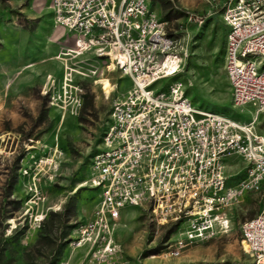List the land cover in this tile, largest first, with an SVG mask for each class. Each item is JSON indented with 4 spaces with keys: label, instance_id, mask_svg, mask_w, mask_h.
Here are the masks:
<instances>
[{
    "label": "rangeland",
    "instance_id": "1",
    "mask_svg": "<svg viewBox=\"0 0 264 264\" xmlns=\"http://www.w3.org/2000/svg\"><path fill=\"white\" fill-rule=\"evenodd\" d=\"M226 1L149 0V5L177 39L178 51L187 53L183 77L193 101L250 120L257 107L234 105L226 71L230 29L223 14ZM54 18L49 0H0V53L7 49L6 38L23 48L8 65H0V264H99L93 252L97 245L81 242L80 232L102 198L88 176L123 73L91 50L68 51L77 48L76 41L62 48L51 38L49 55L37 58L49 62L46 84L39 83L43 74L35 77L29 72L32 67L19 62L32 57L34 35L44 27L55 31L59 26ZM69 66L79 70L70 71L72 82L81 88L80 104L73 98L74 86L64 83ZM66 87L73 90L69 101L53 102V95L64 99ZM257 128L264 133L263 112ZM245 164L238 158L229 161L228 185L246 178ZM260 185L246 189L231 206L227 229L196 245H176L177 238L185 237V224L160 223L149 209L134 205H128L112 227L113 238L129 264H254L242 225L264 208V183ZM176 249L180 254H173Z\"/></svg>",
    "mask_w": 264,
    "mask_h": 264
},
{
    "label": "built area",
    "instance_id": "2",
    "mask_svg": "<svg viewBox=\"0 0 264 264\" xmlns=\"http://www.w3.org/2000/svg\"><path fill=\"white\" fill-rule=\"evenodd\" d=\"M225 6L226 71L234 105L257 107L250 120L193 101L183 77L187 53L178 51L149 0L51 1L57 25L76 34L77 48L67 50H91L123 73L88 176L102 198L80 232L81 242L97 245L99 264H129L112 234L128 205L149 209L160 223L185 224L176 245H196L227 229L231 206L246 189L264 183V133L257 128L264 113V0H227ZM70 70L79 71L67 69L64 83L74 86L80 104L81 88ZM165 78L170 80L156 88ZM72 94L66 87L64 99L53 95V102ZM236 158L245 161L247 176L232 186L227 165ZM242 227L254 264H264V208Z\"/></svg>",
    "mask_w": 264,
    "mask_h": 264
},
{
    "label": "crops",
    "instance_id": "3",
    "mask_svg": "<svg viewBox=\"0 0 264 264\" xmlns=\"http://www.w3.org/2000/svg\"><path fill=\"white\" fill-rule=\"evenodd\" d=\"M52 0H49V5H51ZM47 23H49V18L48 20H46ZM53 38L54 40L56 39L57 41H59L60 45H62L61 47L63 48L65 45H68V43H71V41H75L76 39V34L63 26H58L55 31L50 30L47 27L43 28L42 33H38L37 35H34L33 38V45L34 47L31 48L30 52H32V57L31 58H25L22 61L23 62H19V63H24V65H27L28 67H32L31 70L29 71L30 73H32L35 77H39L42 73L43 76L41 78H39V80H42L41 83L42 85L46 84L45 80L49 74V62H48V58H44V59H38V56L43 55H49V41L50 39ZM3 41L6 42V47L7 49L5 51H3L2 53H0V65L1 67H5L6 65H8L9 61L12 60L14 57H16L15 55L21 54V52L23 51V48H19L16 45H14V40H11L9 38L4 39ZM9 54H11V57H9ZM29 60V62L27 63L26 61ZM43 65V67H41ZM42 70V71H41ZM46 77V78H45ZM10 79V78H9ZM34 81L33 79H31L29 82ZM47 81V80H46ZM11 85L14 86L13 82L14 80H11ZM28 82V81H27ZM28 82V83H29ZM16 85V84H15ZM48 85V83H47ZM18 101V100H17ZM254 114H251V117Z\"/></svg>",
    "mask_w": 264,
    "mask_h": 264
},
{
    "label": "bare ground",
    "instance_id": "4",
    "mask_svg": "<svg viewBox=\"0 0 264 264\" xmlns=\"http://www.w3.org/2000/svg\"><path fill=\"white\" fill-rule=\"evenodd\" d=\"M104 83H105V89H106V91H110V85L108 84V81L107 80H104Z\"/></svg>",
    "mask_w": 264,
    "mask_h": 264
},
{
    "label": "trees",
    "instance_id": "5",
    "mask_svg": "<svg viewBox=\"0 0 264 264\" xmlns=\"http://www.w3.org/2000/svg\"><path fill=\"white\" fill-rule=\"evenodd\" d=\"M184 75V74H183ZM185 78V77H184ZM187 80V79H186ZM205 108H207V107H205ZM208 109H211V108H208ZM213 110V109H212ZM216 111V110H215ZM220 112V111H219ZM224 113V112H223ZM227 114V113H226ZM230 115V114H229ZM231 116H233V115H231ZM234 117V116H233ZM236 118V117H235ZM174 225H177V223L176 224H174ZM178 227H179V224H178Z\"/></svg>",
    "mask_w": 264,
    "mask_h": 264
}]
</instances>
